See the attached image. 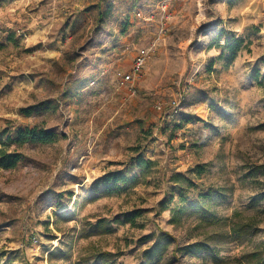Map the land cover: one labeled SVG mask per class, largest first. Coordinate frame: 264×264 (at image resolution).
Masks as SVG:
<instances>
[{
    "label": "rangeland",
    "instance_id": "374dc122",
    "mask_svg": "<svg viewBox=\"0 0 264 264\" xmlns=\"http://www.w3.org/2000/svg\"><path fill=\"white\" fill-rule=\"evenodd\" d=\"M35 125L58 138L8 146L24 158L0 167V264H264V0H0V146ZM119 170L138 178L101 181Z\"/></svg>",
    "mask_w": 264,
    "mask_h": 264
},
{
    "label": "trees",
    "instance_id": "16d2710c",
    "mask_svg": "<svg viewBox=\"0 0 264 264\" xmlns=\"http://www.w3.org/2000/svg\"><path fill=\"white\" fill-rule=\"evenodd\" d=\"M112 8V4L109 5L108 9L104 11H101V19H104L109 14L110 10ZM243 40L236 39L232 42H228L224 47L230 51V59H234L237 56V52L240 50ZM225 54L224 52L221 54V57H223ZM45 105V104H42ZM39 107V105L29 106L22 109V112L26 115H32L35 112V109ZM44 107V106H43ZM3 137H6V140L4 144L6 146H0V167H3L5 169H11L18 165V163L24 158V156L17 152V151H10L8 149V146L11 144H16L18 146H22L26 143H51L57 140L58 134L50 129H45L42 127H39L38 125H35L33 127H18L14 133H10L9 130H4L2 132ZM134 163L141 167L142 170H146L149 168V166L152 164V160L144 158L142 155H139L135 158H133ZM198 168H201V166H198ZM177 182L181 180L180 174L176 176ZM138 178L137 175L129 176L126 174L123 170L110 172L108 174H105L101 181L107 186L110 187H116L117 185L126 184L132 181H135ZM183 211V206H177L174 208V213L172 215V221H175L177 219V216L180 214V212ZM126 218V222H133L135 219L141 215L140 210H136L130 213L123 214ZM112 222H120V218L116 217L113 221L108 220L107 218H99L96 222L92 221H86L83 229H81V237H90L93 235H102L107 234L112 231ZM247 225H239L237 228L233 229V235L235 238H241L243 235L247 233ZM152 235V234H150ZM149 235V236H150ZM148 236V237H149ZM169 234L165 231H161L160 235H158V238L156 242L151 246L150 248L145 250V255L149 260L154 259V257H157L162 254L163 252V241H168ZM204 244H197L195 246H188V247H181L178 246L175 247V251H185L189 253H195L198 249H201L204 247ZM51 256L53 253H50ZM115 254L111 252H95L94 254L90 255V258H93L94 260H101L104 262H111L114 263ZM248 257V256H247ZM252 258L256 257V254H252ZM82 261V260H81Z\"/></svg>",
    "mask_w": 264,
    "mask_h": 264
},
{
    "label": "built area",
    "instance_id": "2783aa9c",
    "mask_svg": "<svg viewBox=\"0 0 264 264\" xmlns=\"http://www.w3.org/2000/svg\"><path fill=\"white\" fill-rule=\"evenodd\" d=\"M151 51H152V49L149 47L147 49L141 51V53L136 57V60L134 62L132 74L125 75L124 76L125 80H130L132 78L133 74L136 75V74L141 72L144 64L146 63V61L150 57Z\"/></svg>",
    "mask_w": 264,
    "mask_h": 264
}]
</instances>
